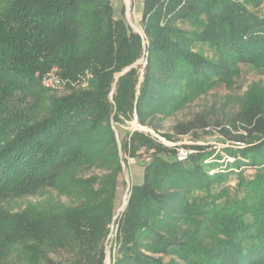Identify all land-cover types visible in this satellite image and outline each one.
<instances>
[{
  "label": "trees",
  "instance_id": "obj_1",
  "mask_svg": "<svg viewBox=\"0 0 264 264\" xmlns=\"http://www.w3.org/2000/svg\"><path fill=\"white\" fill-rule=\"evenodd\" d=\"M262 3L145 0L140 34L110 0H0V264H65L63 255L69 264H106L127 162L112 122L137 115L146 125L196 92L231 86L240 63L264 68ZM142 57L144 65L117 77ZM54 67L66 94L41 84ZM235 121L246 134L231 136L242 145L225 148L234 160L223 169L208 162L207 146L178 161L142 131L122 143L131 156L155 153L131 188L110 264H264L262 84L250 87ZM235 166L255 171H239L233 191L215 190ZM95 168L100 173L85 174ZM49 188L73 204L7 207Z\"/></svg>",
  "mask_w": 264,
  "mask_h": 264
},
{
  "label": "rangeland",
  "instance_id": "obj_2",
  "mask_svg": "<svg viewBox=\"0 0 264 264\" xmlns=\"http://www.w3.org/2000/svg\"><path fill=\"white\" fill-rule=\"evenodd\" d=\"M143 6V4H138V12H143ZM262 7L264 8V3H262L260 8ZM178 26L187 27L184 23H180ZM205 51L207 54L211 55V52H209L207 48H205ZM138 62L144 65L146 59L142 57ZM239 67L241 69L240 75L238 74L233 77L231 86L222 83L217 84L209 90L196 92L180 109L171 111L168 114L157 113L149 119L146 125L139 123L137 115H134L132 120L121 123L112 122L117 136V143L122 148L121 155L127 162H122L124 175L119 184L111 232L106 240V264L111 263L110 255L116 251L115 239L117 236L118 221L128 203L131 188L133 185L142 183L144 164L146 161H150V157L155 153L154 149L141 148L135 156H131L129 152L126 153L124 151L122 143L126 140H130V136L134 131H142L145 134L151 135L155 141L161 143L163 146L173 148L175 154L177 150L184 149L187 152V157L182 160L173 157V159L176 158L178 161H185L192 153L198 152L199 149L197 146H207L209 151H213L208 162H218L223 165H219V168H225L227 163L233 162L234 160V158L229 156L225 151L226 147L237 144L231 141V136L239 133L246 134L240 122L235 121L237 127L230 122L240 110V102L246 96L250 87L257 84H262L264 86L263 67L257 68L243 63H240ZM66 93L67 88L65 86L59 90L53 91V94L58 95ZM202 122H205L207 126H202ZM179 126H191L193 130L188 134L182 135L176 130ZM226 129L229 130V134L224 133ZM241 145L242 144H238V146ZM163 156L171 158L172 155L164 153ZM147 158H149V160H147ZM239 171H243V174L246 176H251L255 169L244 166L237 168L235 166L230 169L227 179L221 184L214 185L213 188L219 190L223 186H228L231 191H233L238 182ZM212 172L214 171L212 170L211 173ZM98 173H100V170L95 168L88 170L85 174L92 175ZM201 192L202 191H200V193L197 192L196 194H202ZM29 202L44 203L45 205L50 202H60L65 205L73 204L71 197L60 194L53 188H49L35 195L13 198L7 204V207L11 210L18 211L24 208ZM175 256L176 255L172 253L166 255L165 259L167 261ZM62 258L65 264H69L68 256L63 255Z\"/></svg>",
  "mask_w": 264,
  "mask_h": 264
},
{
  "label": "built area",
  "instance_id": "obj_3",
  "mask_svg": "<svg viewBox=\"0 0 264 264\" xmlns=\"http://www.w3.org/2000/svg\"><path fill=\"white\" fill-rule=\"evenodd\" d=\"M115 9H123V17L127 24L134 31L143 34L142 18L143 12L140 13L137 10L138 4H143L145 0H110ZM41 84L43 87L56 91L61 89L65 85L64 79L61 77L59 70L54 67L46 71L41 76ZM237 144H240L237 142ZM175 157L178 160H182L187 157V152L184 149L177 150ZM149 160V158H147ZM146 161V160H145ZM148 162V161H146Z\"/></svg>",
  "mask_w": 264,
  "mask_h": 264
},
{
  "label": "water",
  "instance_id": "obj_4",
  "mask_svg": "<svg viewBox=\"0 0 264 264\" xmlns=\"http://www.w3.org/2000/svg\"><path fill=\"white\" fill-rule=\"evenodd\" d=\"M138 63H139V62H136V63H134L133 65H131V66L125 68L122 72H120L119 74H117V77L123 75V74L126 73L130 68L134 67V66H135L136 64H138Z\"/></svg>",
  "mask_w": 264,
  "mask_h": 264
}]
</instances>
